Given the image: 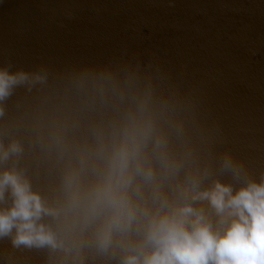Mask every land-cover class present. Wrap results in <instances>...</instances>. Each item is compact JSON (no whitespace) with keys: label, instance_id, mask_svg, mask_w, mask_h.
<instances>
[{"label":"clouds","instance_id":"clouds-1","mask_svg":"<svg viewBox=\"0 0 264 264\" xmlns=\"http://www.w3.org/2000/svg\"><path fill=\"white\" fill-rule=\"evenodd\" d=\"M13 67L0 65V242L43 264H264V171L218 150L195 89L129 58ZM21 92L31 102L10 108Z\"/></svg>","mask_w":264,"mask_h":264},{"label":"water","instance_id":"water-1","mask_svg":"<svg viewBox=\"0 0 264 264\" xmlns=\"http://www.w3.org/2000/svg\"><path fill=\"white\" fill-rule=\"evenodd\" d=\"M129 58L195 89L202 113L231 149L264 171V0H0V65L54 70ZM31 97L19 93L23 107ZM12 264H43L14 251Z\"/></svg>","mask_w":264,"mask_h":264}]
</instances>
